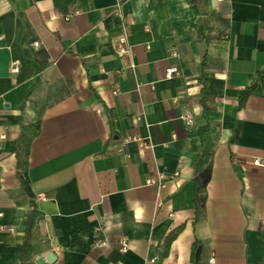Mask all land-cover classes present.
I'll use <instances>...</instances> for the list:
<instances>
[{"label":"crops","instance_id":"1","mask_svg":"<svg viewBox=\"0 0 264 264\" xmlns=\"http://www.w3.org/2000/svg\"><path fill=\"white\" fill-rule=\"evenodd\" d=\"M36 124L29 264H264V0H0V264H22Z\"/></svg>","mask_w":264,"mask_h":264},{"label":"trees","instance_id":"2","mask_svg":"<svg viewBox=\"0 0 264 264\" xmlns=\"http://www.w3.org/2000/svg\"><path fill=\"white\" fill-rule=\"evenodd\" d=\"M254 88H250L245 91L244 97L241 100L243 104L248 97L250 96L252 90ZM40 132L39 125L32 126H24L22 129V133L18 137L16 141V158H17V174L21 182V186L27 196L31 200V214L27 227V231L25 234V242L20 251V260L22 264H29L36 256L41 255L46 250H49V246L42 244H35L37 240L36 234V221L43 217V213L38 209V205L35 201V194L31 188L30 180L28 178V166H29V155H30V147L32 144V140L38 136ZM180 233V228L175 230L168 235L166 238V245L169 248L171 243L177 238Z\"/></svg>","mask_w":264,"mask_h":264},{"label":"built area","instance_id":"3","mask_svg":"<svg viewBox=\"0 0 264 264\" xmlns=\"http://www.w3.org/2000/svg\"><path fill=\"white\" fill-rule=\"evenodd\" d=\"M119 42L121 45V53H128L129 52V48L127 47V43H128V34L124 31L123 34L120 36L119 38ZM35 45H38V43H35ZM173 56H178V52L176 50L173 51ZM20 70V66L19 63L15 62L13 63V69L12 72L13 73H17ZM179 68L177 66H173L170 67L169 69H167L166 71V76L168 78H172L174 75L179 73ZM190 121H188V125H190L189 123ZM254 163L258 166H264V159H259L257 158ZM263 227H264V220L262 221ZM102 245H104V243H102ZM122 250L125 251L127 249V242L126 241H122ZM210 263H214V259H210Z\"/></svg>","mask_w":264,"mask_h":264},{"label":"water","instance_id":"4","mask_svg":"<svg viewBox=\"0 0 264 264\" xmlns=\"http://www.w3.org/2000/svg\"><path fill=\"white\" fill-rule=\"evenodd\" d=\"M201 250H202V248L199 247L197 252H196V262L199 261ZM46 258L52 263L56 262V256L53 253L48 254L46 256ZM37 261H38L39 264H45V261H44V259L42 257H39Z\"/></svg>","mask_w":264,"mask_h":264}]
</instances>
